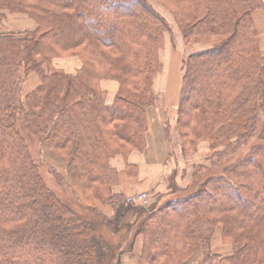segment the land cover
<instances>
[{"label":"trees","instance_id":"1","mask_svg":"<svg viewBox=\"0 0 264 264\" xmlns=\"http://www.w3.org/2000/svg\"><path fill=\"white\" fill-rule=\"evenodd\" d=\"M152 1L172 13L185 47L209 45L187 57L175 111L181 155L205 142L212 162L127 223L134 208L115 189L121 174L130 183L138 176L130 154L147 151L167 21L148 0H0V27L7 15L36 25L0 33V264H120L119 245L132 249L137 237L138 264H264V58L251 17L262 2ZM71 56L80 61L73 74L53 67ZM30 73L39 83L22 102ZM103 81L118 85L111 103ZM19 124L42 139L41 162L78 209L44 184ZM218 227L232 249L226 258L210 252Z\"/></svg>","mask_w":264,"mask_h":264},{"label":"rangeland","instance_id":"2","mask_svg":"<svg viewBox=\"0 0 264 264\" xmlns=\"http://www.w3.org/2000/svg\"><path fill=\"white\" fill-rule=\"evenodd\" d=\"M148 3L153 7V9L160 14L168 23L171 33L170 34H165V46L162 48L159 52V58L162 64V61H164V69L165 71H169V75H171L170 71L173 73V82H169V77L165 76V74H160L158 79L155 83V88L153 89L154 93V105L155 107L150 110L148 120L150 124V129H149V134H148V140L149 143H151L152 138L155 144L151 146L148 150L149 153L143 154V160L145 162V171L149 169L148 163L150 159H158L161 155H164V157L168 156L171 157L169 159V164L165 163V171H167L169 168L172 170L174 173L170 179L167 180V178H164L165 181L164 183H167V187L164 188H159L157 192H153L154 195L156 194L158 196V199H153V197L150 196V192L146 190H140L137 194H131L129 193L126 196L125 199V204L127 207L130 205L133 206L134 209L131 210V212L128 214L126 217L127 223H130L133 221L135 218L134 215L136 213V209L140 208L138 207L141 205V201H139V196L140 195H146L145 198L148 199V203L152 200V202L157 203L158 205L163 203L166 199L169 198V195L166 193L169 191V188H173L176 183H178L180 186H184L186 183V179L188 176H191L194 171V167L196 166H205L207 167L210 163V160L212 162V159H210L211 153L208 147V144L203 142L200 143L197 147V150L194 154L196 155H190V156H182V157H187L186 160H181L178 156L179 152H181L179 149V139H178V133L176 131V120H177V115H176V106H177V101H178V81L181 80L182 74H183V69L185 67V62L187 57L195 52L203 51L208 49L209 45L208 44H195L191 48H185L183 45V38L180 30L178 29L174 18L172 16V13L168 11L166 8H164L162 5L156 3L155 1L148 0ZM8 17H11L7 15ZM7 17V19H8ZM28 17V16H27ZM6 19V20H7ZM28 19H30L28 17ZM34 23L32 19H30ZM35 24V23H34ZM3 26V25H2ZM2 26L0 27V33L5 34V33H12L14 35H23L26 32L30 31H25V32H19V33H13V32H5L2 29ZM36 26V25H35ZM167 49V50H166ZM170 51V52H169ZM170 53V54H169ZM65 58H56L60 59L58 62L56 59L53 62V67L58 68V69H63L64 71L68 73H74L75 70H77L80 67V61L77 57H66ZM171 60H174L172 62ZM163 65V64H162ZM163 71V66L161 69V72ZM167 81V83H166ZM39 83V80L37 78V75L35 73H30L27 75L25 78L22 87H21V92H20V100L23 102L25 96L31 92ZM117 83L114 81H103L102 82V88L106 92V102L111 103L114 99L115 93H116V85ZM154 85V84H153ZM165 86L170 87L171 89L167 92H164L166 90ZM174 99L172 98V96ZM167 116L169 122L168 130H169V136L168 138L165 137L164 132H163V121L165 117ZM18 129L21 133V136L24 140V142L27 144L30 152H31V157L32 159L37 163L39 166V171L40 175L42 177V180L44 184L53 192L54 195H56L61 201L63 202H69L73 204L75 208H79V206L74 203L73 200H71L70 197V191L69 189L63 184L61 180L58 179L57 175L50 169L49 166L41 162V157L39 154L40 153V145H41V138L36 137V136H31L26 133L24 126L19 124ZM160 140V142H158ZM161 143V144H160ZM254 142L251 140L249 143H246L243 145L240 150H238L234 155L237 156H242L245 154L251 144ZM152 144V143H151ZM176 155V156H175ZM232 155L231 154L229 157V162L224 161L222 163H217L216 165L214 164V167L212 169L211 173H214L216 175L221 174L222 170L224 167H226L229 163L232 162ZM233 155V156H234ZM178 158V159H177ZM227 158V157H226ZM147 160V162H146ZM217 159H214L216 162ZM213 161V162H214ZM155 166L159 167H164V165L160 164H154ZM174 168V170H173ZM164 169V168H163ZM162 172V170H161ZM182 173V177L180 174ZM177 174V176H176ZM180 177H179V176ZM197 173L194 175L196 176ZM157 188V187H156ZM147 203V205H148ZM146 205V206H147ZM138 207V208H137ZM104 208V207H103ZM108 210V209H106ZM137 215V214H136ZM219 235V229L216 230L214 240L217 239ZM125 236H122V239ZM120 235L118 233L115 234L114 239L116 241H119ZM120 243H118L116 246H118ZM122 244V242H121ZM119 245L118 251L121 247L122 251L119 254V258L124 255L122 252L124 251L125 247L122 248V245ZM211 246V242H210ZM126 251H131V249L127 248L125 249ZM210 252L217 253L216 248L214 250L212 247H210ZM213 253V254H214ZM131 257L133 255H130ZM221 256V255H220ZM223 258H226L227 255L221 256ZM221 264H227L225 260L221 262Z\"/></svg>","mask_w":264,"mask_h":264},{"label":"crops","instance_id":"3","mask_svg":"<svg viewBox=\"0 0 264 264\" xmlns=\"http://www.w3.org/2000/svg\"><path fill=\"white\" fill-rule=\"evenodd\" d=\"M261 2L263 5V9L256 10V11L252 12L251 17H252L253 23L256 27V30L258 32L259 50H260L262 57L264 58V0H261ZM35 28H36L35 24L32 21H30V19H28V17L25 15H12L11 17H8V19L3 23V26H2L3 31L13 32V33L14 32L19 33V32H25V31H33ZM165 41H166V39H165ZM183 45H184V43H183ZM164 46H165V42H164ZM65 59H67V58H65ZM58 60H60V59H56L57 62H58ZM54 61L55 60H53V62ZM171 61L174 62V60H171ZM162 64H163L162 65L163 71L162 72L160 71V73L156 76L155 82L158 79L160 74L161 75L165 74V76L169 77V82H173L172 71H170L171 75H169V71L168 70L165 71V69H164V61H162ZM166 83H167V81H166ZM179 84H180V80L178 81V89H177L178 93H179ZM154 88H155V83L153 85V89ZM116 89H117V87H116ZM170 89H171V86L170 87L165 86V89H163V90H166L164 92H167ZM174 97H176V96L173 95L172 98L174 99ZM158 142H160V140ZM151 143H149L148 136H147V151L145 152L146 154L149 153L148 152L149 148L155 144V142L153 141V138H152ZM190 155H196V154H190ZM190 155H188V156H190ZM178 156H180L179 158L181 160H184V161L187 158V157H182L180 152H179ZM142 158H143L142 153L140 154V153L134 152V153L130 154V156L128 157V163L137 166L138 176L136 178L133 177L132 179H129L131 181V183H130V182H128L126 176L121 174L120 178H119L120 185L118 187H116V189H115L116 192H123L127 196L129 193L137 194L140 190H146V191L148 190L150 192V196H153L154 193L157 192V190L159 188H162V187L166 188L167 187V183L163 182V181H165L164 178H167V180H168L174 174L172 172V170H170V168L167 171H165V163L169 164V159H171V157H168V156L164 157V155H161L158 159H156V158L150 159L149 162H152V163H148L149 169H147L146 171H145V162ZM146 162H147V160H146ZM111 164L118 171H124V163L121 159L116 158V159L111 161ZM154 164H160L161 166L164 165V167L155 166ZM161 170H162V172H161ZM173 170H174V168H173ZM176 176H177V174H176ZM180 176L182 177V173L180 174ZM190 177L191 176H188V178L186 179V183L190 181ZM129 207L133 208V206H131V205ZM136 213H137V211H136ZM217 229H219V235H218L217 239L214 240V236H215ZM217 229L214 232L213 238L211 240V246H210V247H212L213 250H214V248H216L217 253H214V252H212V253L217 254V255H221V256L227 255V257H229L232 253L231 246L222 243L221 232H220L221 229H220V227H218ZM141 241H142L141 237H137L134 244H133L131 251L124 250L122 252L124 255H122L119 258L120 264H138L137 259H138V255H139L140 249H141V244H142ZM130 255H133V256L131 257ZM218 264H221V262Z\"/></svg>","mask_w":264,"mask_h":264},{"label":"built area","instance_id":"4","mask_svg":"<svg viewBox=\"0 0 264 264\" xmlns=\"http://www.w3.org/2000/svg\"><path fill=\"white\" fill-rule=\"evenodd\" d=\"M145 196H146L145 194L139 196V199H140L139 201H141V205H142V206H146L147 203H148V199L145 198Z\"/></svg>","mask_w":264,"mask_h":264}]
</instances>
